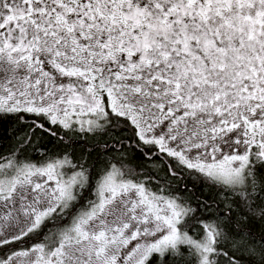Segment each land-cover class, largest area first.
<instances>
[{
  "label": "snow or ice",
  "instance_id": "1",
  "mask_svg": "<svg viewBox=\"0 0 264 264\" xmlns=\"http://www.w3.org/2000/svg\"><path fill=\"white\" fill-rule=\"evenodd\" d=\"M13 116L0 264H264V0H0Z\"/></svg>",
  "mask_w": 264,
  "mask_h": 264
},
{
  "label": "trees",
  "instance_id": "2",
  "mask_svg": "<svg viewBox=\"0 0 264 264\" xmlns=\"http://www.w3.org/2000/svg\"><path fill=\"white\" fill-rule=\"evenodd\" d=\"M28 118L30 117L25 116L26 123H21L18 116H13L9 117L5 122L0 123V152H7L15 143V137L19 134L25 133L28 130L31 124L29 121H27ZM53 131H56L59 135H64V132L58 127H54ZM37 135L42 137V139L39 141V144L26 149L24 153L26 157L34 161H40L44 153H47L49 156H51L56 153L69 151L75 157L88 154L90 164H96L97 169L103 167L104 161L102 158H98V152L93 151L91 153H86V149L95 143L91 137L87 138L86 140H76L72 143H65L60 142L56 140V138L48 136L45 133H39V131L37 132ZM36 147H39V152L35 150ZM137 162L144 163L143 161ZM205 187L206 186L201 183L198 186V191ZM209 193L214 196L215 190L208 188L205 191V198H208Z\"/></svg>",
  "mask_w": 264,
  "mask_h": 264
},
{
  "label": "flooded vegetation",
  "instance_id": "3",
  "mask_svg": "<svg viewBox=\"0 0 264 264\" xmlns=\"http://www.w3.org/2000/svg\"><path fill=\"white\" fill-rule=\"evenodd\" d=\"M33 118L32 117H30V118H28L27 119V121H29L30 123H31V120H32ZM42 119V118H41Z\"/></svg>",
  "mask_w": 264,
  "mask_h": 264
}]
</instances>
